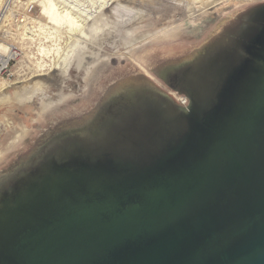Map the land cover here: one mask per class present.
I'll list each match as a JSON object with an SVG mask.
<instances>
[{"label": "water", "instance_id": "obj_1", "mask_svg": "<svg viewBox=\"0 0 264 264\" xmlns=\"http://www.w3.org/2000/svg\"><path fill=\"white\" fill-rule=\"evenodd\" d=\"M263 3L152 67L167 80L188 62L197 77ZM253 20L214 98L181 105L123 72L1 163L0 264H264V4Z\"/></svg>", "mask_w": 264, "mask_h": 264}, {"label": "rangeland", "instance_id": "obj_2", "mask_svg": "<svg viewBox=\"0 0 264 264\" xmlns=\"http://www.w3.org/2000/svg\"><path fill=\"white\" fill-rule=\"evenodd\" d=\"M210 1L0 0V44L14 45L0 78V98L11 97L0 100V164L91 105L123 72L140 69L183 98L152 66L179 59L260 0ZM17 89L30 100L17 99Z\"/></svg>", "mask_w": 264, "mask_h": 264}, {"label": "flooded vegetation", "instance_id": "obj_3", "mask_svg": "<svg viewBox=\"0 0 264 264\" xmlns=\"http://www.w3.org/2000/svg\"><path fill=\"white\" fill-rule=\"evenodd\" d=\"M263 4L250 10V14L240 20L238 28H246L247 30L242 29L243 33L241 34L237 32L238 39L233 38L234 43L227 47L222 54L216 55L215 50L206 54L207 56L215 53L213 57L206 59V62H203L198 67L197 77H193L192 75L197 66H185L188 62L177 66V68L172 69L169 67L165 69L167 84L181 93V96H184L183 98H186V105L189 104L191 97L198 101L214 98L221 84V80L227 75L229 69L245 57L243 41L241 39H248L254 33L255 29L259 27L258 23L253 19ZM178 101H180V98H178Z\"/></svg>", "mask_w": 264, "mask_h": 264}, {"label": "bare ground", "instance_id": "obj_4", "mask_svg": "<svg viewBox=\"0 0 264 264\" xmlns=\"http://www.w3.org/2000/svg\"><path fill=\"white\" fill-rule=\"evenodd\" d=\"M210 2H211V1L209 0L208 4H209ZM50 3H51V2H50ZM201 4H203V5H201V6H203V7L206 6V4H205V0H204V2H201ZM47 8H48V7H47ZM47 8H43V9H44V12H45V10H46ZM204 8H205V7H204ZM49 9H50V8H49ZM198 9L200 10V8H198ZM198 9L196 10V12L198 11ZM51 10H52V8H51ZM46 13H47V12H46ZM46 13H45V14H46ZM54 13H55V12H54ZM54 13H53L52 11L49 10V13H48V14H50L51 19H55V20L59 21V20L57 19V17H56V14L54 15ZM193 14H194V13H193ZM46 15H47V14H46ZM65 15H66V14H65ZM50 17H49V18H50ZM197 18H198V17H197ZM55 20H54V21H55ZM175 21H176V20H174V21H170L166 26L171 25V26H174V27H175V26L178 24V23H176ZM164 26H165V25H164ZM164 26H163V27H164ZM166 26H165V27H166ZM165 27H164V28H165ZM89 29H90V28H89ZM91 29H92V28H91ZM160 29H161V28H160ZM174 29H175V28H174ZM165 35H171V34L167 33V34H165ZM0 47H2L3 50H4V52H5L4 55H5V59H6V60H7L8 58H10V57L13 55V54L10 53V49H9V47L4 46V45H2V44H0ZM92 65H93V64H92ZM92 65H91V66H92ZM91 66H90V67H91ZM53 69H54V68H53ZM2 82H3V81H2ZM2 82H1V83H2ZM61 82H62V81H61ZM4 85H5V84H4ZM2 86H3V85H1V87H2ZM33 87L35 88V86H33ZM17 90H18V89H17ZM20 90H21V89H19V90H18V94H16V98H17V99H19V100H25L26 98H29V97H30V96H29V95H31L30 93L27 95V94H25L23 91H20ZM23 90H24V89H23ZM28 90H29V89H28ZM28 90H27V91H28ZM5 93H6V92H5ZM26 93H27V92H26ZM10 99H11V97H10L8 94H5L3 97L0 98V100H2L3 102H4V101L8 102V101H10ZM40 99H41V98H40ZM55 99H56V98H55ZM29 100H30V98H29ZM0 102H1V101H0ZM45 102H46V101H45ZM48 102H50V101H48ZM48 102H47V103H48ZM47 103H46V104H47Z\"/></svg>", "mask_w": 264, "mask_h": 264}, {"label": "built area", "instance_id": "obj_5", "mask_svg": "<svg viewBox=\"0 0 264 264\" xmlns=\"http://www.w3.org/2000/svg\"><path fill=\"white\" fill-rule=\"evenodd\" d=\"M10 52L11 54L13 53L14 56V45L10 44L9 46ZM5 53L1 51L0 49V78H3V76L6 74L7 70H8V66L10 61L13 60V56L8 58L7 60L5 59ZM180 102L182 103V105L186 102V98H181Z\"/></svg>", "mask_w": 264, "mask_h": 264}]
</instances>
